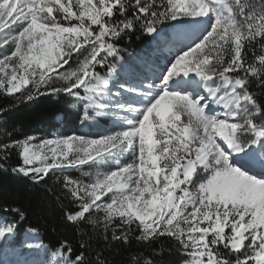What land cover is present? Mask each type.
Here are the masks:
<instances>
[{
    "label": "snow or ice",
    "instance_id": "6c2138e0",
    "mask_svg": "<svg viewBox=\"0 0 264 264\" xmlns=\"http://www.w3.org/2000/svg\"><path fill=\"white\" fill-rule=\"evenodd\" d=\"M136 32L166 47V63L125 59ZM0 93L65 94L81 126L111 122L95 136L0 140V160L18 152L14 173L63 177L80 239L58 241L56 264H112L113 245L162 237L180 264H264V0H0ZM6 211L18 219L0 218L4 252L26 219Z\"/></svg>",
    "mask_w": 264,
    "mask_h": 264
},
{
    "label": "trees",
    "instance_id": "16d2710c",
    "mask_svg": "<svg viewBox=\"0 0 264 264\" xmlns=\"http://www.w3.org/2000/svg\"><path fill=\"white\" fill-rule=\"evenodd\" d=\"M151 40L150 35L136 32L131 39L126 38L120 42L121 47L126 49L122 55L128 60L132 53L146 51ZM73 100L74 98L65 94H48L33 101L20 103L14 102L13 97L0 93V108L5 109V114L0 116V140L4 139L5 130L12 133L9 139H23L28 135L42 139L52 138L55 134H87L88 132L80 129L78 109L73 107ZM96 119L98 129L103 127L100 118ZM19 163L17 151H13L7 160H0V218H6L7 221L18 219L13 212L6 209L19 207L26 212V219L19 223L16 238L10 245L21 246L23 235L31 228L38 229L36 234L40 244L50 252H55L54 246L61 239H68L75 244L80 235L74 226L67 224L63 218V177L60 180L53 177L47 184L37 185L29 178L12 171ZM65 175L80 178L76 170H70ZM56 197L60 199L57 200ZM86 230L90 232V227ZM93 243L94 247L98 248L95 236ZM177 248L175 242L166 237L160 238L150 246L137 243L133 238L128 246L119 243L113 245L112 250L105 251V256L112 264H128L132 256L140 253L145 257L152 256L157 264H180L183 256Z\"/></svg>",
    "mask_w": 264,
    "mask_h": 264
},
{
    "label": "rangeland",
    "instance_id": "374dc122",
    "mask_svg": "<svg viewBox=\"0 0 264 264\" xmlns=\"http://www.w3.org/2000/svg\"><path fill=\"white\" fill-rule=\"evenodd\" d=\"M156 43H157V41L152 40L150 47L148 49L146 48L147 49L146 51L139 52L138 54H133L130 57V59H128V60L129 61L138 62V60L141 59L142 56L143 57L147 56L148 58L146 57V61L149 63L148 64L149 66L151 64H153V63L159 64V65H163L164 63H166V61L164 60L165 55L164 54L159 55L158 54L159 53L158 50L157 51L154 50L155 49L154 45ZM151 48H153L152 51H151ZM65 67H67V66H65ZM99 118H100L101 122L104 124L103 127H99V129H98L97 126H95L93 128H86V127L81 126L80 129L84 130L85 132H88L87 135L93 136L92 134L100 133V132L104 131L106 128H110L111 127L110 120H109L108 123H105L104 121L107 118H105V117H99ZM56 136H58V134L53 135L52 138H54ZM76 171L79 172L78 170H76ZM79 174H80V172H79ZM29 235L31 236V233L26 232L24 234L20 247L19 246L15 247V246L9 245L8 246L9 247V251H7V252H4L2 250V248H0V264H15L14 263L15 261L12 260L14 255L18 254L21 251V249H23L24 252H28L29 250L25 246L27 245L28 241L31 240V238H28ZM0 246H2V242H0ZM44 255H45V258L42 261H46L47 264H56V260L58 259V257H56L54 255V252H50V251L44 249ZM7 259H10L12 261L10 263H5L4 261L7 260Z\"/></svg>",
    "mask_w": 264,
    "mask_h": 264
}]
</instances>
